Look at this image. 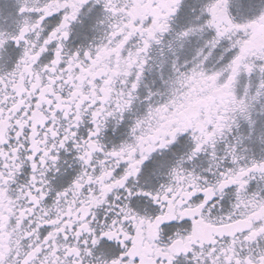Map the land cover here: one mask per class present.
I'll list each match as a JSON object with an SVG mask.
<instances>
[{
    "label": "snow or ice",
    "instance_id": "6c2138e0",
    "mask_svg": "<svg viewBox=\"0 0 264 264\" xmlns=\"http://www.w3.org/2000/svg\"><path fill=\"white\" fill-rule=\"evenodd\" d=\"M0 264H264V0H0Z\"/></svg>",
    "mask_w": 264,
    "mask_h": 264
}]
</instances>
